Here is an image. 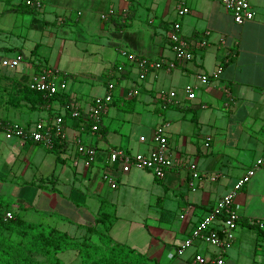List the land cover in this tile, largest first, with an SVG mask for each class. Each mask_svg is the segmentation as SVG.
Instances as JSON below:
<instances>
[{"label":"crops","instance_id":"crops-1","mask_svg":"<svg viewBox=\"0 0 264 264\" xmlns=\"http://www.w3.org/2000/svg\"><path fill=\"white\" fill-rule=\"evenodd\" d=\"M39 1L37 8L0 0V122L31 127L40 120L53 121L67 114L66 99L83 115L95 97L107 94L109 81L116 82L115 103L103 117L105 133H93L66 116L64 144L59 140L54 149L7 138L0 129V215L10 211L77 238L95 225L157 264H190L196 249L213 252L196 242L184 254L175 253L197 219L263 154L264 0H250L255 17L243 24L234 21L220 0ZM181 6L189 8L183 16ZM111 8L116 14L101 19ZM177 20L182 35L193 43L209 31L207 45L196 46L190 62L142 76L131 56L174 59L167 32ZM230 50L235 55L227 61ZM18 54L24 57L18 66L2 64ZM120 64L125 67L121 74L115 70ZM219 66L223 71L218 78L200 83V73ZM44 68L57 73L58 96L24 98L20 88ZM188 84L197 87L193 99L184 92ZM171 91H176L175 98L169 97ZM161 125L171 155L185 166L157 178L148 170L123 172L110 163L111 148L149 151ZM78 138L97 149L90 167L77 152ZM189 164L217 179L203 177L192 190ZM236 202L241 224L224 264H264V164L238 192ZM187 206L193 209L181 219ZM60 257L67 263L77 260L72 250Z\"/></svg>","mask_w":264,"mask_h":264},{"label":"built area","instance_id":"built-area-1","mask_svg":"<svg viewBox=\"0 0 264 264\" xmlns=\"http://www.w3.org/2000/svg\"><path fill=\"white\" fill-rule=\"evenodd\" d=\"M28 6L41 7V1L39 0H17ZM129 3L130 0H125ZM224 7L231 12L234 21L238 24H243L252 20L255 17V12L252 8L250 0H220ZM129 8L126 7L123 13L127 15ZM189 12V8L181 6L178 9L180 16ZM116 14V11L111 8L101 14L103 20L109 19V17ZM206 35H209V31L194 43L186 39L181 33V21L177 20L173 23L172 27L168 30L167 36L170 43V47L174 52V59L172 60H156L151 58H133L141 68L142 76L159 69L172 70L177 67L178 64H184L192 61L196 54L194 48L205 47L208 43ZM221 43L225 45V39L221 40ZM126 55V52H122ZM235 52L230 50L228 53V59L234 56ZM24 57L22 54H18L11 60H4L3 65L10 67L18 66ZM115 70L121 74L125 67L123 64L116 65ZM223 71L222 66H219L217 70L212 73H200L197 78L201 84H209L212 78H218ZM57 73L50 68H44L38 72L33 80L28 84L29 88L33 90H39L45 95H52L58 92L59 86L56 83ZM116 82H108V92L104 96H97L93 99L88 112L85 113L84 118L80 123L83 126L89 127L93 133L100 132V126L103 117L108 112L110 105L113 101L112 92L115 89ZM197 87L188 84L184 88V92L187 97L193 99L196 97ZM169 97L175 98L176 91L168 93ZM82 112L79 108L75 107L71 113V117L80 119ZM64 116H56L53 121L40 120L31 127H24L19 123H1L0 129H2L7 138L18 137L32 140L36 143L43 144L47 148L53 147L54 138L57 136L64 137ZM144 141L145 138L141 137ZM153 147L147 152H129L121 148H111L109 152V161L113 164H118L123 172H129L133 168L144 169L152 172L155 177L163 178L166 172L176 167L185 166V161L181 159H174L170 153V145L168 138L164 131V126L161 125L156 128L153 134ZM263 154L257 159L250 168L246 170L244 175L238 179L236 184L222 196L214 206L206 212L201 218L197 219L194 225L191 227L188 235L184 238L182 244L176 249L175 253L178 255L184 254L186 249L195 246L196 242H200L205 246H211L214 251L208 254L204 250L196 249L192 256L190 264H209L213 262L215 264H224L225 255L229 248L233 245L236 238V230L241 224L240 205L236 202V196L240 190L251 180L256 174L257 170L264 164V133H263ZM77 152L82 157V162L85 167H90L96 161L97 149L85 143L82 139L75 140ZM206 147H209L210 141L205 143ZM78 160V159H77ZM77 163V162H76ZM188 165V164H187ZM190 176L188 184L192 190L196 189L195 181L200 180L203 177H209L211 180H216L217 175H207L200 170L194 164H189ZM104 178L111 181L108 175ZM112 188H116V183L111 184ZM193 207L187 206L180 214L181 219H187ZM4 220L13 218V213L8 211L3 216ZM173 257V255H171Z\"/></svg>","mask_w":264,"mask_h":264},{"label":"trees","instance_id":"trees-1","mask_svg":"<svg viewBox=\"0 0 264 264\" xmlns=\"http://www.w3.org/2000/svg\"><path fill=\"white\" fill-rule=\"evenodd\" d=\"M19 10L36 14L33 9ZM124 72L125 70L122 71ZM20 92L27 99L30 96H45L43 92L29 86H23ZM52 95L58 96L57 93ZM61 99L65 98L62 96ZM113 103L115 102L112 101ZM65 104L67 114L64 118L71 116L74 110L68 99ZM84 115L81 114L79 121H82ZM100 131L106 132L102 123ZM59 140L64 144V140L57 136L51 149L55 148ZM2 216L0 215V264H157L145 253L116 241L109 233L96 229L95 225L87 226L86 234L77 238L49 224L25 221L14 213L11 219L4 220ZM260 234L264 233L260 231ZM69 250L76 252L77 260L74 263H67L60 257L61 253Z\"/></svg>","mask_w":264,"mask_h":264},{"label":"rangeland","instance_id":"rangeland-1","mask_svg":"<svg viewBox=\"0 0 264 264\" xmlns=\"http://www.w3.org/2000/svg\"><path fill=\"white\" fill-rule=\"evenodd\" d=\"M12 1H17V0H12ZM101 19H102V18H101ZM2 198H3V197H2ZM2 198H0V201H2V200L4 199V198H3V199H2ZM5 200H6V199H5ZM5 200H4V201H5ZM6 202H7V200L5 201V203H6ZM5 203H4V204H5ZM14 238L17 239L16 236H15ZM78 238H80V237H78Z\"/></svg>","mask_w":264,"mask_h":264}]
</instances>
